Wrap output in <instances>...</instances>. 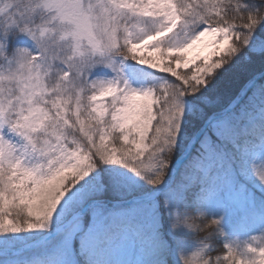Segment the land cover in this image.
<instances>
[{
	"label": "snow or ice",
	"instance_id": "6c2138e0",
	"mask_svg": "<svg viewBox=\"0 0 264 264\" xmlns=\"http://www.w3.org/2000/svg\"><path fill=\"white\" fill-rule=\"evenodd\" d=\"M0 264H264V0H0Z\"/></svg>",
	"mask_w": 264,
	"mask_h": 264
},
{
	"label": "trees",
	"instance_id": "16d2710c",
	"mask_svg": "<svg viewBox=\"0 0 264 264\" xmlns=\"http://www.w3.org/2000/svg\"><path fill=\"white\" fill-rule=\"evenodd\" d=\"M231 80V77H228V78H226V80L224 81V82H222L221 83V85H220V89H221V91H223L226 87H227V85H228V82ZM211 229H209V231H210ZM200 233H202L203 235L201 236V238H203L207 233L206 232H200ZM213 245L214 246H216V247H219V244L218 243H216V241H213Z\"/></svg>",
	"mask_w": 264,
	"mask_h": 264
},
{
	"label": "rangeland",
	"instance_id": "374dc122",
	"mask_svg": "<svg viewBox=\"0 0 264 264\" xmlns=\"http://www.w3.org/2000/svg\"><path fill=\"white\" fill-rule=\"evenodd\" d=\"M193 214H194V213H193ZM202 235H203L202 233H199V236H198L199 238H197V239H200ZM216 242L220 244L219 247L222 246L221 240L218 239V240H216ZM215 247H216V246H215ZM219 247H218V248H219Z\"/></svg>",
	"mask_w": 264,
	"mask_h": 264
}]
</instances>
